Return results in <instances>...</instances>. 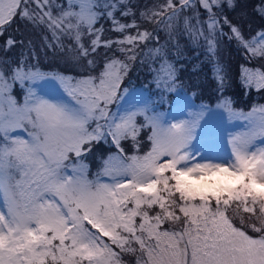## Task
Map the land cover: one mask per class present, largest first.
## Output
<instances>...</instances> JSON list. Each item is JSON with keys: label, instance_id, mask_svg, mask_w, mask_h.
Wrapping results in <instances>:
<instances>
[{"label": "snow or ice", "instance_id": "1", "mask_svg": "<svg viewBox=\"0 0 264 264\" xmlns=\"http://www.w3.org/2000/svg\"><path fill=\"white\" fill-rule=\"evenodd\" d=\"M134 9L132 0H0V264H264V105L196 107L177 68L183 36L204 47L224 88L226 38L258 65L241 66V86L264 91V23L254 30L239 0ZM254 14L264 21V2ZM102 20L120 35L104 37ZM18 22L76 75L32 63V40L10 34ZM137 63L152 75L151 95L125 85ZM164 104L184 118H167ZM225 113L243 130L218 142L210 118ZM102 145L111 147L97 156ZM89 158L100 165L94 179Z\"/></svg>", "mask_w": 264, "mask_h": 264}, {"label": "rangeland", "instance_id": "2", "mask_svg": "<svg viewBox=\"0 0 264 264\" xmlns=\"http://www.w3.org/2000/svg\"><path fill=\"white\" fill-rule=\"evenodd\" d=\"M156 2L157 0H132L133 5L138 6V9H134V11L137 12V17H139V10H146V8H151ZM248 2L249 0H239V3L244 5V12L246 13V15H243L242 18L246 22L251 23V21L255 19H252L253 17H251L249 14L248 6L246 7V4ZM262 2H264V0H259V3L256 2L255 8L261 5ZM201 11L203 12L202 9ZM232 17L237 20H240L241 14L238 12L237 14H234ZM117 19H119L122 23H127L131 21V17H121L119 16V14H117ZM101 23L104 25V28H105L104 37H111L112 39H115L117 36L120 35L119 33L111 31L112 29L111 21L102 20ZM144 27H148L149 30H151L152 26L144 25ZM8 34L9 33H6L5 35H8ZM10 34L15 36L17 39L20 36H22L23 38H25L26 41L29 39L32 40L33 45L37 51L38 58H39L38 61L33 60L32 63L34 64L38 63L39 65L49 64L48 66L52 65V68H47V69L40 68L41 71L61 72L57 69V67H60L61 69L68 68V69L73 70L69 65L65 64L60 54H53L51 51H40L41 45H42L41 34L39 32L33 31L31 28L25 27V25L22 22H18L16 23V25L14 24L13 27L10 29ZM159 36H160L159 43L163 44L165 40L167 39L163 30L159 32ZM152 43L155 44L156 42L153 41ZM179 43L181 45V51L183 54L177 60V68L179 69L178 78L184 85V91L187 92L194 106L199 107L202 104L208 105L215 111L222 112V109L217 108L218 101L222 99H228V98L231 99L230 96H227L225 94L223 95L220 94L221 96H218L214 100V102L211 104H208L203 100H202L203 102L196 101V98L198 97L200 98L199 94L201 93V91L206 90L207 89L206 87L209 86L211 81H208L209 78L205 74V70H204L205 68L200 58L197 56V54L194 55L193 53H191L194 50V48H197V47L190 46L188 39L183 36L180 37ZM190 48H193V49H190ZM103 51H104L103 48H101L100 52L103 53ZM232 53L233 52L231 53L228 52V48H226L225 42L224 41L221 42L220 47H219V52H218V60L220 64L223 65L225 74L229 72L230 63H228V61L224 59L227 57V55L230 56ZM116 55L119 56L120 54L116 53ZM203 55L206 56L205 51ZM233 55L236 57L234 53ZM102 58L103 57L101 55V57H99L101 62H102ZM209 64L213 68V77H214L213 81L215 82V80L217 81V79L214 76L215 62L213 60H210ZM245 67H251V66L245 65ZM255 67H252V68H255ZM66 75H76V71L74 70V74H66ZM151 79H152V75L148 71V69L145 66H141L137 63L132 66V68L130 69L129 75L125 78V85L129 87L130 89L142 90L145 94L151 95L152 93L155 92L154 87L152 88L148 87V85L151 83ZM239 79H240V76H239ZM227 82L229 81L227 80ZM37 91L39 92V88L37 89ZM193 91H195V95H193ZM231 101H232L233 109L236 113L249 112L252 110L253 105H264V102L259 103V104H253L249 110L245 111V110H242L236 107L233 103L234 102L233 99H231ZM160 111L164 112L167 118H171L173 116H176L181 119L184 118L183 116H181L180 111L173 105L164 104L160 106ZM187 111L188 110L186 109L185 113ZM210 122H211V127L213 129V134L218 142L226 141L229 134H234L236 132H240L243 130V127H242L243 121L237 119L236 117L229 119L226 113L223 114V116L215 115L211 117ZM109 147L110 145H102V147H100L97 150V156L100 153H103L106 156L107 152L106 153L104 152ZM127 148H129L130 150ZM125 149L129 154L133 152L130 142H125ZM141 150H143V144L141 145ZM88 163L90 165L88 178L94 179L93 174L98 171V168L100 167L99 162L96 158H89ZM101 180L106 182L107 178L101 177ZM125 259H130V258L126 257Z\"/></svg>", "mask_w": 264, "mask_h": 264}, {"label": "trees", "instance_id": "3", "mask_svg": "<svg viewBox=\"0 0 264 264\" xmlns=\"http://www.w3.org/2000/svg\"><path fill=\"white\" fill-rule=\"evenodd\" d=\"M256 2L259 3V0L258 1L257 0H249V2L246 4V7L248 6L250 16L253 17L252 19H255V20L251 21V26L254 30H257L259 28V26L262 23H264V21H262L258 15L254 14ZM232 19L237 20L233 17H232ZM244 27H245V30L247 32L248 23H245ZM225 31H227V28H225ZM21 37L22 36H20L19 38H21ZM24 40H25V38H24ZM224 42L226 44V48H228V52L229 53L233 52L236 55V57L232 53L230 56L227 55V57L224 59V60H227L228 63H230L229 72L226 74L227 80L229 82H226V86L220 90H218V82L216 80H215V82L213 81L214 80L213 68L209 64L210 59L207 55L206 56L203 55L205 49L203 47H197V48H194V50L191 52L194 55L197 54V56L200 58L203 66L205 68L204 69L205 74L209 78L208 81H211L209 86L206 87L207 89L204 91H201V93L199 94L200 98L199 97L196 98V101H201V102L205 101L206 103L211 104L214 102V100L218 96L225 94L227 96H230L231 99L234 100L233 103L236 107L247 111L251 108V106L253 104H259V103L264 102V91L258 92L254 88L251 91H248V90L246 91L245 88H243L241 86L240 79H239L241 66L247 65V66L255 67L258 65L256 64L255 61H253L251 64L248 61H246L243 52L238 51L234 43L229 44L226 38L224 39ZM190 49H193V48H190ZM17 50L19 51V48ZM211 63H213V62H211ZM48 65L49 64L39 65V67L43 68V69L52 68V65H50V66H48ZM57 69L64 74H74V70H71L68 68L61 69L60 67H57ZM100 147H102V146H100ZM110 147H111V145H110ZM127 149H129V148H127ZM106 152H107V150H105L104 153H106Z\"/></svg>", "mask_w": 264, "mask_h": 264}]
</instances>
